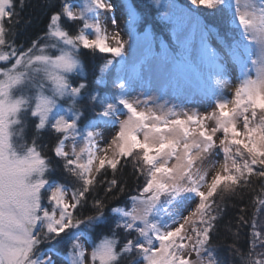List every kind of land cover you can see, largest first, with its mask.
<instances>
[{"label":"snow or ice","instance_id":"snow-or-ice-1","mask_svg":"<svg viewBox=\"0 0 264 264\" xmlns=\"http://www.w3.org/2000/svg\"><path fill=\"white\" fill-rule=\"evenodd\" d=\"M151 4L170 26L159 51L136 0H59L27 47L25 0H0V264H226L213 235L250 188L228 250L264 264V0ZM89 52L109 57L89 65ZM205 76L201 112L184 86Z\"/></svg>","mask_w":264,"mask_h":264},{"label":"trees","instance_id":"trees-1","mask_svg":"<svg viewBox=\"0 0 264 264\" xmlns=\"http://www.w3.org/2000/svg\"><path fill=\"white\" fill-rule=\"evenodd\" d=\"M78 0H70V2H77ZM59 0H25V6L23 11H20V23L17 26V35H16V43L17 45L23 44L27 47L32 40L37 39L38 37L42 36L46 25L48 22V16L50 14L49 9L52 4L58 3ZM138 4H140V8L138 9L141 12L142 17L147 21L143 24L142 29L149 27L154 32V38L156 39V45L160 44V41H166L169 45H171V35L169 32L168 25H165L162 21L157 18L156 9L151 4V0H136ZM177 3L183 4L184 0H176ZM19 11V8H17ZM205 23L211 24L213 27L216 24L220 23L214 20V18H205ZM217 22V23H216ZM66 27H69L67 22H63ZM228 27V25H225ZM233 35V31H228V36L231 37ZM222 38V37H221ZM159 40V41H158ZM109 55L102 56L101 53L92 54L89 52L86 56H82V60L89 65H99L103 62L104 59L108 58ZM29 139H31L32 135V128L29 124ZM41 143L48 144V136L45 133L43 135V139ZM47 155L51 156L52 153L50 151L45 150ZM109 178L111 177V172L109 170L108 173ZM120 178L127 184L126 192L128 194H134L137 190V182L135 176L132 174V167L129 164L127 168L121 169ZM142 183V180H141ZM255 183V182H254ZM256 190L258 191V185L255 186ZM99 194L101 196L104 195L103 190H99ZM254 191L250 188L243 192V194H237L234 197H231L225 201L227 204L226 214L224 215L223 220L220 221V230L219 234L213 235V243L221 245L220 251L218 255L226 261V264H233V258L228 250V245L232 243L234 237L232 233L236 231V220L237 217L241 214L240 208L247 207L249 213L252 211V197L254 195ZM91 199V198H90ZM219 200V198H217ZM111 206H116L115 201L109 202ZM84 214L88 215L91 214L90 206L89 208H85ZM232 225L231 231L227 230L228 224ZM100 234H106V230L100 229ZM247 232V229L241 230V236L239 239V243L241 245L244 244V233Z\"/></svg>","mask_w":264,"mask_h":264},{"label":"rangeland","instance_id":"rangeland-1","mask_svg":"<svg viewBox=\"0 0 264 264\" xmlns=\"http://www.w3.org/2000/svg\"><path fill=\"white\" fill-rule=\"evenodd\" d=\"M81 2H82V0H78L77 2H75L73 4L78 7ZM114 2L117 3V4H119L120 3V0H114ZM110 15L111 14H109V16ZM115 16H116L117 21L120 24V27L119 28H113L112 25H111V20L109 18L106 21V24H107L108 32L110 34L116 32V31H119L120 29H122L124 27L123 18L121 17V13H120L119 8L117 9V11L115 13ZM102 19H104V17H102ZM216 21L218 22V20H216ZM145 30H147L149 33H151V35L154 38L155 35H154V32H153V30L151 28L146 27V28L142 29V31H140V32H143ZM121 35H122V38L123 39H125V40L128 39L127 35L124 32H122ZM154 40L156 42V39L155 38H154ZM109 42L111 43V41H109ZM163 42L166 43V44H168L166 41H163ZM210 43H211L212 47H215V48H218V49L220 48V45L217 43V39H216L215 36H212L210 38ZM154 50L156 51V43L154 45ZM106 55L107 54H102V56H106ZM236 83H237V81L235 80V78H233L232 79V82L229 85H227L225 87V89H224L225 95L228 96L229 98L231 97V94H232V92L235 89ZM209 89H210V83L207 80V77L206 76H205V78L203 80L193 79V81L190 84L185 85L184 86V90H185V94L188 96L189 100L191 101L190 106L198 107L201 112H204L205 110L211 111V108H207V109L205 108V106L202 103V99H201L203 97L204 92L205 91H208ZM139 91H141V89L139 87H137V93ZM165 98H167V97H165ZM217 143H218V140H217ZM220 160L222 161V157L220 158ZM219 167H220V165L218 163L217 166H216V168L213 169L212 172L214 173L215 171L219 170ZM193 207H194V205H193ZM185 214H187V213H185Z\"/></svg>","mask_w":264,"mask_h":264}]
</instances>
